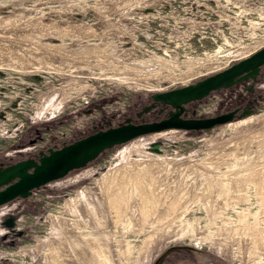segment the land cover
<instances>
[{"label":"rangeland","instance_id":"1","mask_svg":"<svg viewBox=\"0 0 264 264\" xmlns=\"http://www.w3.org/2000/svg\"><path fill=\"white\" fill-rule=\"evenodd\" d=\"M263 46L264 0H0V162L35 157L127 117L157 119L159 104L137 115L152 93ZM247 103L251 112L239 115ZM185 106L187 117L237 110L208 128L135 136L0 205V264H50V243L79 264L77 228L67 225L76 216L66 203L83 193L102 199L98 180L108 171L151 160L163 181L170 178L161 177V187L181 189V203L162 204L146 221L135 210L98 261L86 248L88 264H264V65L255 80Z\"/></svg>","mask_w":264,"mask_h":264},{"label":"water","instance_id":"2","mask_svg":"<svg viewBox=\"0 0 264 264\" xmlns=\"http://www.w3.org/2000/svg\"><path fill=\"white\" fill-rule=\"evenodd\" d=\"M262 65L264 46L231 65L193 82L152 93L151 102L137 112V115H141L159 104L158 112L168 106L173 108L169 110L168 117L146 122H134L132 118L127 117L124 122L97 129L60 147H48L46 151L40 149L36 157L21 158L5 165L0 162V205L19 196H28L34 188L60 178L74 168L86 165L105 149L135 136L170 127L208 128L231 120L237 108L208 117L183 118L181 114L185 110V104L202 99L211 91L232 86L240 81L255 80ZM247 86L253 88L252 83ZM251 110V105L247 104L239 115L247 114ZM159 144L160 141L151 143L156 150H159ZM4 223L12 228L14 216H6Z\"/></svg>","mask_w":264,"mask_h":264},{"label":"bare ground","instance_id":"3","mask_svg":"<svg viewBox=\"0 0 264 264\" xmlns=\"http://www.w3.org/2000/svg\"><path fill=\"white\" fill-rule=\"evenodd\" d=\"M52 47L54 48V46H51V48ZM159 163V161L151 160V162L145 164L135 163L123 168L121 167L122 170L120 168V171H108L98 180V190L102 199L96 198V200H93L90 198V201L85 198V193H83L80 198L71 199L66 203V207L71 206L76 216V219L70 218L67 221V225H73L77 228V238L73 240L77 245L72 249L75 253V260L72 263H89L91 260H89V257H87L86 260L85 255V250L88 247H91L98 261L99 255H105V252H107V243L112 239V233L119 228L118 224L120 221L127 216L129 218L134 216L135 210H139L142 218L147 220L148 217L150 218V216L155 215L154 213L162 204L167 203L175 209L176 206L181 203V198L179 196L176 197L180 189L179 187H168L169 185L166 187L167 184H165V187H161L159 184L162 177V175H158L159 173L157 174V170H160L157 169ZM162 166H164V164ZM166 169L168 170V168ZM167 172L169 173V171ZM262 174L263 173L260 171L257 174L259 179L256 178L259 183L258 185H260ZM168 177L170 176L168 175ZM165 180L167 179H164V181ZM164 181L161 184H163ZM173 182L174 181L171 183ZM210 182L216 184L218 180L215 179ZM171 185H175V182ZM186 193L182 192V194ZM108 214H111V218L113 219L112 223H114L113 226L107 222L110 221V216ZM105 222L107 223L106 225L104 224ZM49 247L50 264H69L67 258L64 259L52 243L49 244Z\"/></svg>","mask_w":264,"mask_h":264},{"label":"flooded vegetation","instance_id":"4","mask_svg":"<svg viewBox=\"0 0 264 264\" xmlns=\"http://www.w3.org/2000/svg\"><path fill=\"white\" fill-rule=\"evenodd\" d=\"M253 101H254V99H252ZM247 104H249L250 105V103H247ZM246 104V105H247ZM244 106H242V108H243ZM241 108V109H242ZM169 110H173V108H171L170 106H168V107H165L161 112H158L159 114H161V117H159V118H157V119H153V120H145V121H140V122H146V121H154V120H161V119H163V118H165V117H168L169 116ZM185 110H186V106H185ZM184 110V111H185ZM143 114V113H142ZM183 114V113H182ZM181 114V116L183 117V118H192V117H194V116H192V117H187V116H183ZM140 116V115H139ZM135 122V121H134ZM68 143V142H67ZM65 144V143H64ZM63 145V144H62ZM38 154H36L35 155V157L37 156ZM9 163H11V162H9ZM5 164H7V163H3V165H5Z\"/></svg>","mask_w":264,"mask_h":264}]
</instances>
